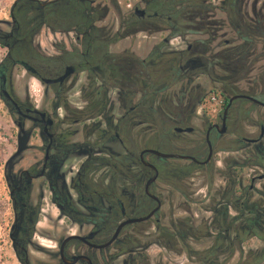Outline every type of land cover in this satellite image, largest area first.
I'll return each mask as SVG.
<instances>
[{
  "label": "flooded vegetation",
  "instance_id": "1",
  "mask_svg": "<svg viewBox=\"0 0 264 264\" xmlns=\"http://www.w3.org/2000/svg\"><path fill=\"white\" fill-rule=\"evenodd\" d=\"M138 1L135 8L139 7L145 13L136 15L141 21L140 27L145 30L155 28L158 31L203 33L234 31L240 44L228 50L216 51L208 44L214 40L199 41L178 50L188 52L182 58L181 65L186 78L165 91L159 101L164 110L161 107L159 109L168 112L164 118L165 135L162 137L155 136L146 127L136 129L141 123L131 125L132 131H129L127 116L135 107L128 108L123 90L111 88L107 79L95 80L97 88L102 87L106 91L105 103L98 106L95 112L88 109L90 102L87 87L91 77L87 69L80 70L85 64H89L87 61L67 64L60 72L40 79L47 87L46 91L51 90L53 93L55 103L50 109L33 106L28 98L25 101L19 99L13 89L12 72L8 76L0 74V89L10 112L18 116L24 128H28L26 132L29 139L23 153L33 151L29 157L31 160L25 167L16 171L13 169L5 177L13 214L9 237L12 239V248L18 252L23 264H150L148 252L154 244L202 264L197 258L190 256V241L217 238L220 232L213 226L217 211L226 206L231 214L235 204L232 201L234 195L230 194L231 187L236 181L244 186L235 171L236 165L251 163L254 156L264 158V117L258 115L256 119L253 115L264 106L243 97L251 96L264 102L262 67L254 74L261 53L255 52L253 39V36L264 39V0H179L178 3H175L176 0H165L167 8L164 10L158 8L159 0ZM13 11L10 10V30L0 29V41L8 46L7 34L12 35L19 28L13 19ZM217 12L224 17L218 18ZM183 21L190 23L185 25ZM98 22L95 23L97 27L108 28ZM73 35L76 45L72 49L79 46L78 39L74 33ZM165 41L170 42L171 39ZM235 42L237 41L227 39L222 45L231 46ZM61 46L65 47V43L55 45L60 52ZM217 46L220 47L221 44ZM69 66L75 69L69 77L52 83L44 81L60 78ZM223 68L228 72L220 74L219 71ZM83 73L86 77L79 93L82 105L74 107L68 103L67 94L78 85ZM201 75L207 76L210 83L218 84L217 88L222 91L221 98L216 96V101L211 102L212 106L216 104L214 111L217 112L212 116L205 112L204 104L214 89L206 91L198 81ZM243 80L247 81V89L239 85ZM8 94L11 98L7 97ZM242 100L248 102L241 104ZM61 109H64V114L59 113ZM196 121L202 127L204 139L193 138L199 131ZM27 122L32 125L27 127ZM247 126L257 128L258 131H247ZM136 135H140L144 143L136 154V160L126 167V143L136 140ZM151 137L159 142L165 141L175 151L170 152L171 154L181 155L171 158H175V162L182 160L186 164H170L169 160H164L168 158L151 152H145L142 157L144 150L153 149L147 147L146 143ZM36 138L37 143L30 142ZM115 143L119 144L121 151L114 149ZM221 152H244V155L242 159H225V167L221 169L214 167L216 156ZM116 155L122 157L119 163L121 167L119 164H110V158ZM151 155L157 160L152 159ZM143 160L153 164L157 171L145 165ZM259 167L264 169V161ZM198 172L208 175L212 184L216 174L225 180L224 185L216 189L220 199H216L212 209L210 208L213 212L210 221L205 219L197 225L193 218L173 220L171 215L170 225H166L163 219L167 217L164 212L167 197L159 184L166 183L171 188L170 194L177 192L190 198L192 193L184 183ZM257 179L264 180V173ZM257 179L252 178L250 181L254 183ZM35 189L38 191L37 201L33 197ZM252 190L254 186L250 185L248 192ZM47 191L50 192L51 202L59 211L54 220L51 217L49 219L63 225H56L53 233H47L57 241L56 250H46L51 262L33 263L30 247L35 244L33 239ZM210 193L208 189V194ZM181 207L185 208L184 204ZM185 209L190 210L189 207ZM135 219L136 221L123 225L117 233L122 223ZM232 220L229 217V222H233ZM234 222L233 234L230 231L228 236L236 250V247L241 246L238 230L244 228L240 223L237 224L238 221ZM218 250L224 254L233 252L226 245ZM247 256L245 260L235 264H247ZM220 259L216 264H223Z\"/></svg>",
  "mask_w": 264,
  "mask_h": 264
},
{
  "label": "trees",
  "instance_id": "2",
  "mask_svg": "<svg viewBox=\"0 0 264 264\" xmlns=\"http://www.w3.org/2000/svg\"><path fill=\"white\" fill-rule=\"evenodd\" d=\"M100 2L101 0H16L12 5L13 19L19 28L12 34L13 36L10 33L7 34L9 39L6 42L9 46L4 41H0V44L7 46L8 49L0 63V74L8 76L15 66H22L40 80L43 76L60 72L67 64L87 61L89 64H85L80 70L87 69L91 77L87 87V98L90 102L88 109L95 112L98 106L105 103L106 91L102 87L97 88L95 80L96 78L107 79L111 88L123 90L128 108L135 107L134 111L127 116L126 122L130 124L129 131H132L131 125L141 123L136 129L146 127L155 136L162 137L165 135L164 118L168 112L160 110H164V106L160 105L159 101L165 91L177 86L186 78L181 65H183L182 58L186 57L188 52L168 48L169 42L165 40L156 45L146 59L132 52L119 54L112 52L111 46L119 38L132 35L145 28L140 27L141 21L135 11L122 16L123 21L118 30L115 29V25L108 26L106 29L97 27L95 23L102 20L106 14V8L102 7ZM165 2V0H159L160 10L167 8ZM176 2L178 3L179 0ZM43 26L56 32L74 33L79 46L72 50L61 46V56L45 55L36 42V37ZM171 35L183 37L184 32L174 30ZM221 95L220 89H214L207 98L213 102V96L221 98ZM0 96L5 101L1 89ZM107 101H109L108 98ZM209 105L208 101L204 104L206 113ZM212 112V115L217 113L214 109ZM143 143V139L126 143V167L136 160V154L142 148ZM121 159L122 157L116 155L110 158V164L118 166ZM263 161L264 158L259 155L254 156L251 163L237 164L235 171L238 175L246 167H259ZM6 164L7 162L5 166ZM119 167H121L120 164ZM248 190L249 185L243 186L239 181L233 183L230 194L234 195L232 198L235 203L234 211L239 215L231 216L226 206L219 208L213 221V226L220 232L214 240L215 244L213 243L214 245L206 250H196L191 247V257L197 258L202 264H216L224 254L219 252L218 248L226 245L235 252V246L228 236L233 230L235 220L244 228L238 230L241 245L251 238H258L264 244V191H259V196L256 197L255 190L250 193ZM229 217L233 219V222H229ZM9 219L12 220V216ZM9 239L12 245V239L10 237ZM15 253L23 264L16 250ZM246 261L247 264H264V245L260 249L249 251Z\"/></svg>",
  "mask_w": 264,
  "mask_h": 264
},
{
  "label": "rangeland",
  "instance_id": "3",
  "mask_svg": "<svg viewBox=\"0 0 264 264\" xmlns=\"http://www.w3.org/2000/svg\"><path fill=\"white\" fill-rule=\"evenodd\" d=\"M16 0H0V29L3 31L10 30L11 24V15L10 10L13 3ZM50 1V0H43ZM139 3L138 0H101L100 4L102 7L106 8L105 17L98 22L99 25H107L113 26L115 25V29L118 30L120 23L123 21V15L133 12L135 6ZM218 13V18L224 17L222 13ZM188 14V13H187ZM185 25L189 24L188 21H183ZM149 30H141L137 31L132 35L121 37L111 46V51L114 53H129L132 52L136 56L140 58H146L152 49L162 43L165 39H171L172 42H169L168 48L173 50H179L186 48L189 43H195L199 41H212L208 44L212 45L216 51H223L231 49L235 47L236 44H240L237 36L234 31H210V32H198V31H185L183 37L181 36H172L171 31H158L155 28H148ZM230 39L232 41H237L232 43L231 46L222 45L224 40ZM255 40V52L261 53V57L257 59V63L254 68V74L258 72L261 66V70L264 71V39L259 38L258 36H253ZM251 40V38H249ZM36 42L40 48V50L49 56L60 55V51L56 44L65 43V48L67 50H71L73 46L76 45L74 35L67 34L63 35L60 33L55 34L53 31H50L48 27L43 26L36 37ZM221 44L220 47L217 45ZM41 45V46H40ZM8 49L0 44V63L2 59L7 54ZM228 72L226 69H222L220 74H224ZM12 85L16 96L25 101L26 98L32 103L33 106H38V108H46L50 109L51 105L55 103L54 96L51 90L46 91L47 87L41 83L39 79L31 75L24 67L15 66L12 70ZM86 74L83 73L80 75L79 83L76 87L72 88L67 94L68 103L71 106L76 107V105L81 104L80 100V88L83 82L85 81ZM198 81L203 85L207 92H211L213 89H218L217 85L214 83H210V79L201 75ZM247 81L243 80L239 83L240 87L244 89L248 88ZM114 96V93L112 92ZM207 101L210 103L209 108L207 109V114L212 115L213 109H215L216 104L211 105V101L207 98ZM214 102V101H213ZM248 102L247 100H242L241 104ZM82 105V104H81ZM64 109L59 110V113L64 114ZM254 117L257 119L258 115L264 117V108H259V112H255ZM18 116L12 114L9 111L8 105L0 96V264H22L21 261L17 258V255L12 248L11 241L9 239V228L11 225V221L9 218L12 216L11 214V204L9 200V191L5 184L6 175L10 174L13 169L16 171L20 167H25L27 162L31 159L29 158L33 151H23L18 154L16 157L12 158L18 149V138L19 135L23 136L24 133H21L19 127L17 125ZM32 125L31 122H27V127ZM195 125L199 129V131L193 136V138L204 139V132L202 130L199 122H195ZM246 127V126H245ZM28 128H25V130ZM247 131H255L258 129L254 127L246 128ZM27 131V130H26ZM136 139L141 141L142 137L140 135H136ZM31 143H37L36 139H31ZM147 143V147L156 149L158 151L164 153L175 152L170 145L165 143V141H156V138H149ZM25 149H26V144ZM115 150H120L121 147L118 143L113 144ZM24 149V150H25ZM242 155L244 152H221L217 154L214 167L223 169L225 167L224 160L233 157L242 159ZM152 159L157 160L153 155L150 156ZM164 160H169L170 164H180L185 165L186 162L177 160L175 162V158H168ZM8 162L7 168L5 166V162ZM264 173V169L262 167H247L243 170L241 174H238V177L242 179L244 185H253L255 190V196L258 197V192L264 190V180L257 179ZM257 179L254 183L250 181V179ZM224 179L221 176H215L213 184L211 183L210 178L204 172H198L192 178H189L185 181L189 188L188 191L192 193L190 198L183 197L177 192L174 194H170L171 188L166 185V183L162 182L159 184L165 191L164 195L167 197L166 204L164 206V212L167 217H164V223L170 225L169 217L172 215V219L175 220L177 218H193L195 223L198 225L203 220L210 221L213 216L212 207L216 201V199H220L218 194H216V189L218 187L224 185ZM212 184V186H211ZM208 189L211 191L210 195L208 194ZM169 190V192H167ZM38 191L34 190L33 197L35 201H37ZM43 202V211L40 215V222L37 225V233L34 236L33 242L35 243L30 247V257L33 263H50L51 257L49 256L47 249L56 250L55 245H57V241L53 237H49L47 235L48 232L53 233L55 230V226L58 225L61 227L63 224L55 223L49 219L51 217L53 220L58 215L59 211L55 207V205L50 200V192H46V199ZM184 207H189V211L185 208L181 207L182 204ZM211 208V209H210ZM231 216H236V212L232 210ZM233 234V231L231 232ZM191 247L196 250L207 249L212 246L214 243V239L201 238L197 241H190ZM263 242L258 238H251L248 241L244 242L240 247H236L235 252L230 255L228 253L223 254L221 256V261L223 264H235L245 260L249 251L257 250L263 247ZM149 253V257L151 260L150 264H198L195 260H192L183 255H177L168 249L164 248L161 245L154 244Z\"/></svg>",
  "mask_w": 264,
  "mask_h": 264
},
{
  "label": "water",
  "instance_id": "4",
  "mask_svg": "<svg viewBox=\"0 0 264 264\" xmlns=\"http://www.w3.org/2000/svg\"><path fill=\"white\" fill-rule=\"evenodd\" d=\"M14 4H15V3H14ZM12 10H13V8L11 7V12H12ZM135 12H136L137 15H141V14H144V13H145V10H143V9H141V8H139V7H137V8H135ZM74 70H75L74 67L69 66V67L67 68L65 74L62 75L60 78H58V79H45L44 81H45L46 83H52V82H55V81H57V80H64L65 78L69 77V76L74 72ZM7 97L11 98V96H10L9 94L7 95ZM243 97L249 98V99H251L252 101H254V102H256V103H258V104L264 106V102H262V101H260V100H258V99H256V98H254V97H251V96H243ZM12 103L15 104V105L17 106V103H16L14 100H12ZM36 112H38V110H36ZM42 115H45V114L42 113ZM19 120H20V119H19ZM17 125H18V127H19L20 132H21V133H24V135H23V136H20V135H19L18 149H17V152L14 154V156H13L12 158L16 157L18 154H20V153L25 149V144H24V143L27 142L28 139H29V134L26 132L25 128L23 127V122L20 120V121L17 122ZM145 152H151V153H154V154H156L157 156H160V157H162V158H171V157H180V156H181V155H175V154H171V153H163V152H160V151H158V150H154V149H147V150H144V151L142 152V154H141L142 157L144 156V153H145ZM184 158H192V157H184ZM8 162H9V161H7L6 168H7ZM143 162H144L145 165H148V166L154 168V169L157 171V168H156L153 164H150L149 162H147V161H145V160H143ZM156 177H157V174L155 175L154 179H155ZM137 220H140V219H137ZM134 221H136V219H135V220H128V221L122 223V224L119 226V229H118L117 233L119 232V230L122 228L123 225H125L126 223L134 222ZM117 233H116V234H117Z\"/></svg>",
  "mask_w": 264,
  "mask_h": 264
},
{
  "label": "built area",
  "instance_id": "5",
  "mask_svg": "<svg viewBox=\"0 0 264 264\" xmlns=\"http://www.w3.org/2000/svg\"><path fill=\"white\" fill-rule=\"evenodd\" d=\"M170 42H172V40ZM212 101H216V96L212 97Z\"/></svg>",
  "mask_w": 264,
  "mask_h": 264
}]
</instances>
